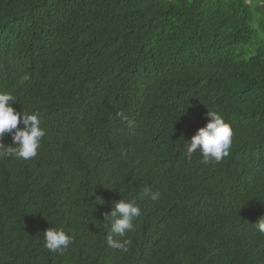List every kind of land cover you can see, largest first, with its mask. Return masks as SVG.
<instances>
[{
	"label": "trees",
	"instance_id": "1",
	"mask_svg": "<svg viewBox=\"0 0 264 264\" xmlns=\"http://www.w3.org/2000/svg\"><path fill=\"white\" fill-rule=\"evenodd\" d=\"M0 92L45 129L0 159V264H264V0H0ZM209 111L234 135L204 165L184 141ZM123 198L127 252L104 219ZM49 227L73 242L50 252Z\"/></svg>",
	"mask_w": 264,
	"mask_h": 264
},
{
	"label": "clouds",
	"instance_id": "2",
	"mask_svg": "<svg viewBox=\"0 0 264 264\" xmlns=\"http://www.w3.org/2000/svg\"><path fill=\"white\" fill-rule=\"evenodd\" d=\"M137 87H140V83ZM16 101L15 97L6 92H0V159L15 157L20 160L34 158L38 154L45 129L38 112H17L10 104ZM210 119L200 127L189 141H184V155L191 161L194 154H199L201 163H219L230 153L233 141V129L225 118L214 111L208 113ZM116 116L131 126V121L123 111H118ZM22 117V119H21ZM23 125V127H18ZM5 134H11L13 146L2 142ZM123 155V153H122ZM142 194L152 201L160 199L159 191H152L144 187ZM141 216V208L135 199H120L112 205L111 211L104 214L108 228L107 245L110 248L127 252L131 244L130 239H122L127 233L135 230L134 221ZM255 229L264 235V216L255 223ZM44 246L52 253L61 252L72 242L73 237L63 228L49 227L43 233Z\"/></svg>",
	"mask_w": 264,
	"mask_h": 264
}]
</instances>
